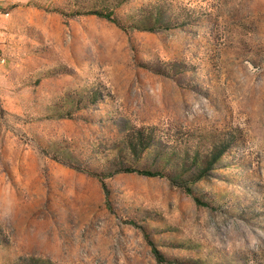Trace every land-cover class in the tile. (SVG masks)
Returning <instances> with one entry per match:
<instances>
[{"label": "rangeland", "instance_id": "1", "mask_svg": "<svg viewBox=\"0 0 264 264\" xmlns=\"http://www.w3.org/2000/svg\"><path fill=\"white\" fill-rule=\"evenodd\" d=\"M5 7L0 264H264V0Z\"/></svg>", "mask_w": 264, "mask_h": 264}, {"label": "trees", "instance_id": "2", "mask_svg": "<svg viewBox=\"0 0 264 264\" xmlns=\"http://www.w3.org/2000/svg\"><path fill=\"white\" fill-rule=\"evenodd\" d=\"M94 13H98L99 15H103V16L108 17V18H111L112 17L110 12H104V13H102V12H95L94 11ZM135 170H137L139 173L147 174V175H157V174H160V172L150 171V170H145V169H135ZM186 189H187V191H191L190 188H188V187ZM153 250H154V253H155L157 259L162 262V259H161L162 256H161L160 252L155 247H153Z\"/></svg>", "mask_w": 264, "mask_h": 264}, {"label": "built area", "instance_id": "3", "mask_svg": "<svg viewBox=\"0 0 264 264\" xmlns=\"http://www.w3.org/2000/svg\"><path fill=\"white\" fill-rule=\"evenodd\" d=\"M8 0H0V17L8 16L9 12L6 9V4Z\"/></svg>", "mask_w": 264, "mask_h": 264}]
</instances>
